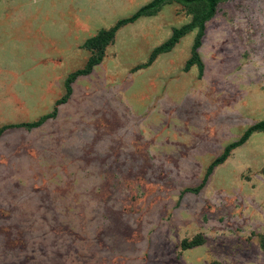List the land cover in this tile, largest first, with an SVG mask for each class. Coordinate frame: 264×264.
I'll list each match as a JSON object with an SVG mask.
<instances>
[{
    "label": "rangeland",
    "instance_id": "obj_1",
    "mask_svg": "<svg viewBox=\"0 0 264 264\" xmlns=\"http://www.w3.org/2000/svg\"><path fill=\"white\" fill-rule=\"evenodd\" d=\"M152 1L0 0V264H264V0Z\"/></svg>",
    "mask_w": 264,
    "mask_h": 264
},
{
    "label": "trees",
    "instance_id": "obj_2",
    "mask_svg": "<svg viewBox=\"0 0 264 264\" xmlns=\"http://www.w3.org/2000/svg\"><path fill=\"white\" fill-rule=\"evenodd\" d=\"M166 0H153L152 2H150L149 4L139 8L131 17L129 18H125V19H122L120 21H118L114 27L111 29V31L108 33V36H107V39L111 38L112 35L114 34V32L121 26V25H124V24H128V23H132L134 21H136L138 18H140L141 16H143L144 14L148 13V12H151L152 10H154L155 8H157L162 2H164ZM181 3L183 4H190V3H194V2H198V1H201V2H204L206 4V7H207V14L204 18V20H202L200 23H199V35L200 33L203 31V24H204V21H206L207 19H209L213 13H214V8L215 6L221 2V1H224V0H179ZM181 32L179 31H174L173 34L171 35V37L163 44L161 45L160 47H158L157 49H155L152 53L153 56H156L157 54L159 53H162V52H166V51H169L177 42H178V39L180 38L181 36ZM199 47V44L198 42L193 45L192 47V52H193V55L191 56V58L187 61L186 63V69L190 68L195 62H198V59L196 57V50L197 48ZM92 65V64H91ZM264 130V120L251 126L250 128H248L246 130V132L243 134V136L241 137V139L236 142V143H233L231 145L228 146V148H226L224 151H223V154L221 155V157L219 158V160L217 161H214L210 167H209V170H212V168L219 162L223 161L229 154V152L240 146L242 143H244L246 141V139L254 132H257V131H263Z\"/></svg>",
    "mask_w": 264,
    "mask_h": 264
}]
</instances>
